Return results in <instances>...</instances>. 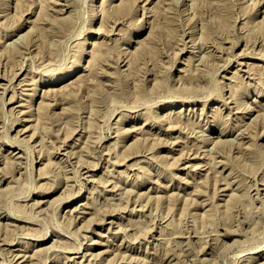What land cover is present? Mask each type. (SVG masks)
<instances>
[{"label":"rangeland","instance_id":"374dc122","mask_svg":"<svg viewBox=\"0 0 264 264\" xmlns=\"http://www.w3.org/2000/svg\"><path fill=\"white\" fill-rule=\"evenodd\" d=\"M0 264H264V0H0Z\"/></svg>","mask_w":264,"mask_h":264},{"label":"bare ground","instance_id":"6f19581e","mask_svg":"<svg viewBox=\"0 0 264 264\" xmlns=\"http://www.w3.org/2000/svg\"><path fill=\"white\" fill-rule=\"evenodd\" d=\"M69 72H66V73H64L63 75H61V76H59V77H57V78H55V79H57V80H59V79H61V77H63V76H65V75H67ZM57 80H54V81H57ZM83 210V209H82ZM80 211V210H79ZM84 211H85V209H84ZM87 212V211H86ZM10 218V217H9ZM12 218V217H11Z\"/></svg>","mask_w":264,"mask_h":264}]
</instances>
